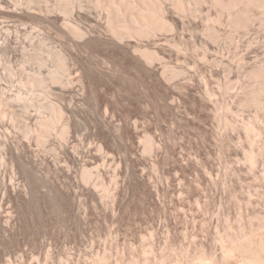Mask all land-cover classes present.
Masks as SVG:
<instances>
[{
  "label": "rangeland",
  "instance_id": "1",
  "mask_svg": "<svg viewBox=\"0 0 264 264\" xmlns=\"http://www.w3.org/2000/svg\"><path fill=\"white\" fill-rule=\"evenodd\" d=\"M112 1L0 0V264H262L264 0Z\"/></svg>",
  "mask_w": 264,
  "mask_h": 264
},
{
  "label": "bare ground",
  "instance_id": "2",
  "mask_svg": "<svg viewBox=\"0 0 264 264\" xmlns=\"http://www.w3.org/2000/svg\"><path fill=\"white\" fill-rule=\"evenodd\" d=\"M61 1V0H60ZM65 1V0H64ZM67 1V0H66ZM138 1H140V2H142V4L143 3H145L146 4V8H144V9H142L141 7L139 8L138 7V5H136V7H138L139 9L137 10V8H136V10H137V16H136V18H138L137 20H139L140 22H141V24L143 25V27H144V29H143V31L146 29V31L150 28L151 29V31L152 32H154L155 30H156V28H158L160 25H163V24H160V22H161V17L162 16H159V14H158V6H157V4L159 5V0H138ZM215 1V0H214ZM218 1V2H217ZM216 2L217 3H223L221 0H217ZM240 1V0H239ZM253 1H255V0H253ZM260 1V0H259ZM70 1H68V3H69ZM72 2V1H71ZM115 2V1H114ZM113 1H112V3H114ZM177 2H178V5H181V1L180 0H177ZM226 2V1H225ZM234 2H235V0H234ZM256 2H257V0H256ZM99 3V2H98ZM97 3V4H98ZM183 3V2H182ZM229 3H230V1H229ZM228 3V4H229ZM233 3V2H232ZM254 3V2H253ZM259 3V2H258ZM257 3V4H258ZM64 4V3H63ZM67 4V3H66ZM71 4V3H70ZM109 4H111V0H110V3ZM135 4H136V2L134 1V0H118L117 1V3L115 2L114 4H113V6L109 9V10H113L115 13H113V14H115V15H111V14H109L110 16V18H112V16L114 17V16H116L119 12H121V10H122V12L124 11V12H128V13H130V15H131V17L132 18H135V17H133V10L135 9ZM68 5V4H67ZM183 5V4H182ZM221 5V4H220ZM227 5V4H226ZM230 5V4H229ZM65 6V5H64ZM63 6V7H64ZM69 6V5H68ZM231 6H232V4H231ZM182 7H184V6H182ZM65 8V7H64ZM106 8H108V7H106ZM224 9H226V8H224ZM67 10V9H66ZM110 11V12H111ZM65 12V11H64ZM118 12V13H117ZM122 12L120 13L121 14V16H122ZM123 12V13H124ZM117 13V14H116ZM160 13V12H159ZM162 13V12H161ZM106 14H107V10H106ZM129 15V16H130ZM118 16V15H117ZM135 16V15H134ZM107 17V16H106ZM122 17H125V16H122ZM127 17V16H126ZM119 17H117L116 19H118ZM121 18V17H120ZM107 19H108V17H107ZM163 19V18H162ZM121 20V19H120ZM135 20V23L137 22L136 21V19H134ZM164 20V19H163ZM163 20H162V22H163ZM66 21L67 20H65V23H66ZM116 21H119V20H116ZM108 22V21H107ZM123 24H122V23ZM125 22V20L123 19L122 21H119V24L120 25H122V27L121 28H119V26L118 25H116V26H113L112 27V32L114 33V34H118L119 33V31H120V29H125V28H123V25L125 26L126 24L124 23ZM110 23V22H109ZM112 23V22H111ZM127 23V22H126ZM137 23H139V22H137ZM136 23V25L138 26V25H140V24H137ZM69 24H71L70 22H68V24L66 25V26H68V27H71V25H69ZM73 24V23H72ZM112 25V24H111ZM141 25V26H142ZM73 26V29H74V31L75 32H77V28H76V25H75V27H74V25H72ZM118 26V27H117ZM111 27V26H110ZM143 27H141V28H143ZM162 27V26H161ZM67 28V27H66ZM126 28H129V25L126 27ZM131 28V27H130ZM129 28V30H131L130 32H134V29L136 28H134V29H130ZM140 29V28H139ZM152 29H154V31L152 30ZM126 30V29H125ZM124 30V31H125ZM71 31H72V29H71ZM80 31V29L78 30V32ZM127 31V30H126ZM135 31H138V30H135ZM145 31V32H146ZM150 31V32H151ZM77 32V33H78ZM81 32V31H80ZM148 32H149V30H148ZM147 32V34H149ZM76 34V33H75ZM79 34H81V33H79ZM79 34H77V35H79ZM128 34H130V33H128ZM146 34V33H145ZM120 35V34H119ZM116 36V35H115ZM114 36V37H115ZM121 36V35H120ZM39 51V49L36 51H33L32 53H33V57H35L34 56V54H36L37 52ZM40 52V51H39ZM50 52V51H49ZM146 52V51H145ZM31 53V54H32ZM51 54V52L48 54V55H50ZM146 54V53H145ZM38 55V54H37ZM52 55H53V52H52ZM51 55V56H52ZM57 55V54H56ZM55 55V56H56ZM54 56V57H55ZM58 56H60L59 54H58ZM37 58V57H36ZM39 58V57H38ZM56 58H58L57 56H56ZM59 59V65L57 66L58 68H56V69H59V71L60 70H62V71H60V73H62L64 70H66V67H65V63H64V60L62 59V57H59L58 58ZM58 62V61H57ZM41 64V63H40ZM58 71V70H57ZM49 73V76H50V78L53 80V78H57L56 77V75H57V73H56V75L54 74V70H53V68L48 72ZM59 74V73H58ZM37 77V76H36ZM36 79V81L39 83V84H42L43 85V83H44V78H35ZM50 109L52 110V112H53V104H51L50 103ZM57 109V108H56ZM55 110V109H54ZM56 111V110H55ZM54 111V112H55ZM55 114V113H54ZM51 115H52V113H51ZM56 115V114H55ZM51 117V116H50ZM45 120H43V122L41 123V126H43V133L44 132H46V131H48L52 126H53V121H52V119L50 118V120L48 121V119H47V121H45ZM250 156V155H249ZM248 156V157H249ZM252 157V156H251ZM250 157V158H251ZM249 158V159H250ZM251 160V159H250ZM253 161V160H252ZM264 227V226H263ZM255 234V233H254ZM253 234V235H254ZM250 235V234H249ZM248 235V236H249ZM259 235V234H258ZM255 236V235H254ZM257 236V235H256ZM251 237V236H250ZM249 237V238H250ZM253 237V236H252ZM261 237V236H260ZM259 237V238H260ZM263 237H264V235H263ZM248 238V237H247ZM262 238V237H261ZM251 239V238H250ZM263 240V239H262ZM260 241V240H259ZM258 241V242H259ZM249 243H251V242H249ZM254 243V242H253ZM260 243V242H259ZM259 243H257V244H259ZM227 244V243H226ZM261 244V243H260ZM259 244V245H260ZM263 244V243H262ZM225 244H223V246H224ZM231 245V244H230ZM225 246V247H223L224 249H223V254H225L224 256H226V258L227 257H230V256H233V254H235V253H233L234 251H235V249H236V246ZM239 245V244H238ZM241 245V244H240ZM245 245V244H244ZM244 245H241V246H243L244 247ZM247 245V244H246ZM251 247V246H250ZM263 247V246H262ZM238 248H239V246H238ZM237 248V249H238ZM240 248H242V247H240ZM239 248V249H240ZM248 248V247H247ZM260 248V247H259ZM238 249V250H239ZM243 249V248H242ZM241 249V251L244 253V250H242ZM245 249V248H244ZM250 249V248H249ZM248 249V250H249ZM251 249H252V247H251ZM254 249V248H253ZM257 249H258V247H257ZM237 251V250H236ZM240 251V250H239ZM247 250H245V252H246ZM257 251V250H256ZM263 251H264V249H263ZM248 252V251H247ZM250 252V251H249ZM254 252V251H253ZM238 253V252H237ZM240 253V252H239ZM238 253V254H239ZM242 253V254H243ZM255 253V252H254ZM242 254H240V255H242ZM246 254V253H245ZM244 255V254H243ZM242 255V256H243ZM246 255H250V257L252 258V256H251V254L249 253V254H246ZM246 255H244V257L246 256ZM257 255V256H256ZM254 256L256 257H253V259L252 260H250L251 258H248L247 256L245 257L246 259H248V260H245V261H243L244 260V257H243V259L241 258V260H242V262L241 263H238V264H253V262H255V260L257 261V257H258V259L260 258V254H258V252L257 253H255L254 254ZM237 257V256H236ZM241 257V256H240ZM240 257H238V258H240ZM237 258V259H238ZM254 258H255V260H254ZM264 258V257H263ZM230 259H232V258H230ZM233 260V259H232ZM241 260H239L238 262H240ZM254 260V261H253ZM260 260V259H259ZM264 260V259H263ZM262 260V261H263ZM229 261V260H228ZM261 261V260H260ZM237 262V261H236ZM198 263H200V262H198ZM233 263H235V262H233ZM258 263H259V261H258ZM264 263V262H263ZM262 263V264H263ZM201 264V263H200ZM225 264H227V263H225ZM237 264V263H236ZM256 264V263H255ZM260 264V263H259Z\"/></svg>",
  "mask_w": 264,
  "mask_h": 264
}]
</instances>
